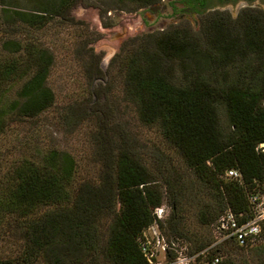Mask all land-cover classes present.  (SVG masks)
<instances>
[{
	"label": "trees",
	"instance_id": "obj_1",
	"mask_svg": "<svg viewBox=\"0 0 264 264\" xmlns=\"http://www.w3.org/2000/svg\"><path fill=\"white\" fill-rule=\"evenodd\" d=\"M76 1L54 0L35 13L3 15L0 137L15 122L39 116L54 102L46 85L52 55L33 37H25V29H41L56 17L69 20ZM120 1L132 9L160 2ZM205 1L181 3L198 10ZM120 53L125 92L139 121L158 129L207 197L200 202L197 222L213 227L227 209L249 218L248 196H264V152L256 149L264 143V12L247 7L231 18L217 11L200 32L173 27L133 40L128 49L120 47L113 60ZM108 146L105 142L102 150L112 169L97 184L74 187L75 161L55 148L14 160L0 172V235L11 228L10 237L21 244L15 256L0 259V264H148L138 239L166 193L131 145L121 141L118 148ZM231 169L241 174L240 180L225 176ZM164 183L167 192L173 188ZM168 200L174 215L178 197ZM169 229L179 233L176 220ZM211 239L199 241L196 251ZM221 244L243 248L232 239ZM204 253L210 262L223 252L213 246ZM216 264L235 263L221 258Z\"/></svg>",
	"mask_w": 264,
	"mask_h": 264
},
{
	"label": "rangeland",
	"instance_id": "obj_2",
	"mask_svg": "<svg viewBox=\"0 0 264 264\" xmlns=\"http://www.w3.org/2000/svg\"><path fill=\"white\" fill-rule=\"evenodd\" d=\"M50 1L54 2L5 0L0 4V26L8 11L35 13ZM205 3L204 8L196 10L181 0H160L151 7L132 9L130 3L120 0H77L69 12V20L56 17L41 29H25V37H33L52 55L46 85L54 95V102L39 116L15 122L0 137V172L14 160L55 148L70 154L75 161L74 187L82 182L97 184L104 172L112 169V165L105 163L102 146L108 142L109 149L118 148L124 141L133 147L166 193L161 205L163 219L153 221L144 229L149 241L155 231L167 246L166 251L157 248L153 264H204V252L213 246L223 252L217 255L219 260L264 264L262 241L243 248L221 244L223 240L212 225L197 222L200 202L207 197L200 191L194 174L163 140L158 129L139 121L136 106L125 92L124 68L120 62L123 53L113 60L120 47L128 49L133 40L137 42L173 27L200 32L212 13L220 11L236 18L242 9L250 7L242 1L206 0ZM252 5L264 11V7ZM220 120L226 124L223 111ZM164 181L173 187L168 192ZM171 195H176L179 201L174 215L168 200ZM109 220H103L101 230L105 234ZM173 220L177 221L178 234L169 229ZM10 234L11 228H3L0 259L11 258L21 249L18 239L16 242ZM209 237L213 240L211 244L196 251L198 242L207 243Z\"/></svg>",
	"mask_w": 264,
	"mask_h": 264
},
{
	"label": "built area",
	"instance_id": "obj_3",
	"mask_svg": "<svg viewBox=\"0 0 264 264\" xmlns=\"http://www.w3.org/2000/svg\"><path fill=\"white\" fill-rule=\"evenodd\" d=\"M257 150L264 152V143L257 146ZM225 176L236 180L241 179V174L237 170H227ZM248 201L251 204V216L242 219V214L235 215L230 209L225 210L214 222L213 230L219 235L221 240L232 239L239 246H253L260 241H264V196L250 194ZM152 215L154 222L161 221L164 217V207H156ZM152 226H150L151 228ZM152 241H149L142 231L138 241L139 248L144 255L148 264L154 263L155 253L157 248L166 251V244L159 235L154 234ZM217 258L204 264H216Z\"/></svg>",
	"mask_w": 264,
	"mask_h": 264
},
{
	"label": "flooded vegetation",
	"instance_id": "obj_4",
	"mask_svg": "<svg viewBox=\"0 0 264 264\" xmlns=\"http://www.w3.org/2000/svg\"><path fill=\"white\" fill-rule=\"evenodd\" d=\"M234 1H242V2H246L247 4H249L250 5V7L249 8H257V9H260V8H258V7H254L252 4H256V5H258V6H262V7H264V0H228V1H226V2H234ZM219 3H222V2H220L219 1ZM262 10V9H261ZM263 11V10H262ZM264 12V11H263Z\"/></svg>",
	"mask_w": 264,
	"mask_h": 264
}]
</instances>
